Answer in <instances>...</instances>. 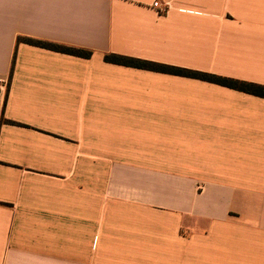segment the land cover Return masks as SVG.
Masks as SVG:
<instances>
[{
    "label": "crops",
    "instance_id": "obj_1",
    "mask_svg": "<svg viewBox=\"0 0 264 264\" xmlns=\"http://www.w3.org/2000/svg\"><path fill=\"white\" fill-rule=\"evenodd\" d=\"M107 54L264 85V0H0V264H264V98Z\"/></svg>",
    "mask_w": 264,
    "mask_h": 264
},
{
    "label": "trees",
    "instance_id": "obj_2",
    "mask_svg": "<svg viewBox=\"0 0 264 264\" xmlns=\"http://www.w3.org/2000/svg\"><path fill=\"white\" fill-rule=\"evenodd\" d=\"M23 42L39 48L47 49L50 51L67 54L75 57L88 59L91 56V52L81 48H74L65 45H60L56 43H50L41 40H35L30 38H18L17 44ZM104 61L106 63H111L120 66L132 67L142 70L155 71L160 73H167L170 75L187 77L195 80H200L212 84H216L222 87H226L232 90H236L242 93L253 95L256 97L264 98V85L240 81L232 78H227L223 76L213 75L204 72H197L193 70L171 67L161 64L152 63L145 60H139L135 58L125 57L116 54L104 55ZM14 59L12 60V63Z\"/></svg>",
    "mask_w": 264,
    "mask_h": 264
},
{
    "label": "built area",
    "instance_id": "obj_3",
    "mask_svg": "<svg viewBox=\"0 0 264 264\" xmlns=\"http://www.w3.org/2000/svg\"><path fill=\"white\" fill-rule=\"evenodd\" d=\"M152 8L158 10V12L161 13V14L166 13V9H165V10L160 9V4H159L158 1H154V2L152 3Z\"/></svg>",
    "mask_w": 264,
    "mask_h": 264
}]
</instances>
